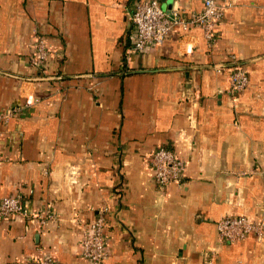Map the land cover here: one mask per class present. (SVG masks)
Here are the masks:
<instances>
[{
	"label": "crops",
	"instance_id": "obj_1",
	"mask_svg": "<svg viewBox=\"0 0 264 264\" xmlns=\"http://www.w3.org/2000/svg\"><path fill=\"white\" fill-rule=\"evenodd\" d=\"M136 1L0 0V112L21 106L0 120V197L26 208L0 218V264H89L81 232L100 208L102 264H264V229L220 242L215 228L225 214L264 220V0H218L211 45L175 25L128 51ZM234 64L247 82L229 94ZM159 145L184 163L164 188L148 163Z\"/></svg>",
	"mask_w": 264,
	"mask_h": 264
},
{
	"label": "built area",
	"instance_id": "obj_2",
	"mask_svg": "<svg viewBox=\"0 0 264 264\" xmlns=\"http://www.w3.org/2000/svg\"><path fill=\"white\" fill-rule=\"evenodd\" d=\"M199 10H191L183 14L177 6L168 9L160 5L159 0H137L129 14L132 30L128 34L130 45L128 51L141 50L148 45L162 42L175 25L187 27L195 25L201 28L206 43L211 45L214 39L213 27L223 13L224 5L218 0H201ZM34 54L30 57V65L38 67L45 57L46 51L41 39L35 38L32 43ZM247 82L246 73L238 66L229 69L227 92L229 94L242 90ZM31 94L24 97L23 104L33 102ZM20 104H10L0 112V120H6L19 111ZM148 163L152 170L154 182L159 188H164L171 182H180L184 168L183 160L174 152L162 145L156 146L148 154ZM264 196V192H263ZM105 208L96 211L86 229L81 232L80 252L89 264H102L106 255L103 227L105 224ZM19 214L25 215L26 208L15 194L0 197V218ZM40 221L52 217L50 211L38 215ZM217 239L220 242L239 240L248 233L259 239L264 229V220L251 221L242 214H225L215 222ZM212 254L205 257L203 264H211ZM36 264H54L49 255L37 259Z\"/></svg>",
	"mask_w": 264,
	"mask_h": 264
}]
</instances>
